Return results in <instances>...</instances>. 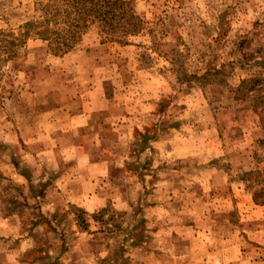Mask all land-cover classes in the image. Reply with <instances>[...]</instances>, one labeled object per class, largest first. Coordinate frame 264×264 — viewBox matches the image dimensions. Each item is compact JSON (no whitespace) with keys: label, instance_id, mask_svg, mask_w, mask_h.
Masks as SVG:
<instances>
[{"label":"rangeland","instance_id":"obj_1","mask_svg":"<svg viewBox=\"0 0 264 264\" xmlns=\"http://www.w3.org/2000/svg\"><path fill=\"white\" fill-rule=\"evenodd\" d=\"M133 5L130 44L56 55L0 0V264H264V0Z\"/></svg>","mask_w":264,"mask_h":264},{"label":"trees","instance_id":"obj_2","mask_svg":"<svg viewBox=\"0 0 264 264\" xmlns=\"http://www.w3.org/2000/svg\"><path fill=\"white\" fill-rule=\"evenodd\" d=\"M33 3V16L24 23L20 34H13L14 40L26 42L30 38H39L47 41L50 51L56 55L74 50L92 29L97 30L103 43L114 41L126 45L130 44L128 36L141 28L133 0H33ZM220 72L216 69L201 76L195 73L192 77L210 79L208 83H212L214 80L209 76L217 77ZM96 96L109 100L106 105L113 100L109 93L103 95L99 90ZM91 103L94 104V101L91 100ZM97 112L95 107L87 111L88 122L84 127L89 128V132L94 130L88 125L96 121ZM261 141L264 142V139ZM261 173L260 170L246 168L242 170L241 177L249 180L257 174L262 176ZM261 178L264 180V176Z\"/></svg>","mask_w":264,"mask_h":264},{"label":"crops","instance_id":"obj_3","mask_svg":"<svg viewBox=\"0 0 264 264\" xmlns=\"http://www.w3.org/2000/svg\"><path fill=\"white\" fill-rule=\"evenodd\" d=\"M91 100H92V102L94 101V104H95L96 106H98L97 109H101L102 107L99 106V105H103V104H104L103 102L106 101V100H103V99L101 98V96H100V97H99V96H96V94L93 96V98H92ZM75 116H77V117H76V118H72V120L75 119L74 121H76L77 123H79V124H77L78 127H76V128H79L81 125H85V124H87V122H88L87 110H85V111H80V112L76 113ZM73 126H74V125H73ZM79 134H80V132H79ZM66 146H67V145H66ZM73 146H74V147L77 146V147L81 148V147H82V146H81V140L78 139V141H76V143H74ZM77 147H76V148H77ZM59 148H60V147L58 146L57 141H55L52 145L47 146L46 151H44V153H45L46 155H51V153H53V155H54L55 153L59 155V152H58V149H59ZM222 259H223V262L226 263V264H227V263H228V264L232 263V262L230 261V258L226 257L225 255H224V258L222 257ZM234 259H235V258H234ZM237 259H239V256H237L236 260H237ZM233 261H234V260H233ZM213 263H214V264H221V263H219V262H213Z\"/></svg>","mask_w":264,"mask_h":264}]
</instances>
